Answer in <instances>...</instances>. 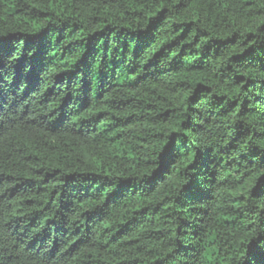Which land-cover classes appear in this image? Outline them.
I'll return each instance as SVG.
<instances>
[{
    "label": "trees",
    "instance_id": "trees-1",
    "mask_svg": "<svg viewBox=\"0 0 264 264\" xmlns=\"http://www.w3.org/2000/svg\"><path fill=\"white\" fill-rule=\"evenodd\" d=\"M0 264H264V0H0Z\"/></svg>",
    "mask_w": 264,
    "mask_h": 264
}]
</instances>
